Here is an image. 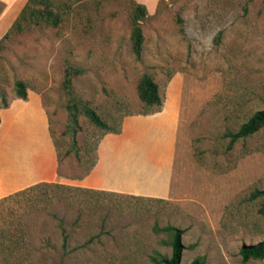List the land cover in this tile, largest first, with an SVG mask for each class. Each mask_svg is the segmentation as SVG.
<instances>
[{"label": "rangeland", "instance_id": "rangeland-1", "mask_svg": "<svg viewBox=\"0 0 264 264\" xmlns=\"http://www.w3.org/2000/svg\"><path fill=\"white\" fill-rule=\"evenodd\" d=\"M64 11L58 26L32 25L1 43L0 92L9 99L13 80L23 79L41 94L59 173L71 178L89 167L102 132L84 115L70 123L67 65L82 70L72 77L73 93L109 124L111 115L142 110V73L164 91L168 75L181 73L172 193L87 192L69 208L46 204L24 217L33 222L24 242L0 244V264H154V252L170 254L168 235L154 229L166 225L184 230L180 264L198 256L203 264H264L239 255L243 244L264 240V198H250L264 188V127L231 147L225 136L264 108V0H164L141 21L139 58L131 48L130 0L72 1ZM76 152H86L81 162Z\"/></svg>", "mask_w": 264, "mask_h": 264}, {"label": "crops", "instance_id": "crops-1", "mask_svg": "<svg viewBox=\"0 0 264 264\" xmlns=\"http://www.w3.org/2000/svg\"><path fill=\"white\" fill-rule=\"evenodd\" d=\"M27 0H0V37ZM148 12L160 0H136ZM182 75L175 72L165 87L160 111L128 114L119 133L108 132L97 146V161L82 178L58 173V156L48 110L41 94L28 89L0 108V198L39 182L145 198L167 199L172 193L181 117Z\"/></svg>", "mask_w": 264, "mask_h": 264}, {"label": "trees", "instance_id": "trees-1", "mask_svg": "<svg viewBox=\"0 0 264 264\" xmlns=\"http://www.w3.org/2000/svg\"><path fill=\"white\" fill-rule=\"evenodd\" d=\"M72 1L80 2L83 0H27L11 26L3 36L0 37V45L12 32H21L32 25L49 24L52 26H58L62 20V14L65 13L64 8L70 7ZM162 1L164 0H160L159 3ZM130 6L131 48L135 56L139 58L143 42L141 21L148 15V11L145 5L138 3L136 0H130ZM1 9L2 3L0 2V10ZM181 22L182 19L178 17V23ZM81 71V68L75 67L71 64L65 67L62 88L67 95L66 109L68 112V119L70 123L77 125L78 117L84 115L89 122L98 129H101L102 133L97 137L96 142L94 143V151H96L94 152L89 167L81 176L71 177L72 179L82 178L89 173L97 161V146L100 139L108 132L119 133L121 131L122 119L125 115L150 114L160 111L165 98L164 90L160 89L159 84L155 81L153 76L148 73H142L136 85L137 95L142 103V110L137 113L124 112L119 116L111 115L114 122L109 124L91 106L73 93L71 83L72 77L80 74ZM172 75L173 74L168 75V80H170ZM29 88L30 86L25 80L14 79L12 95L9 99H6L4 93L0 92L2 95L0 108L7 107L10 101L14 98L27 99ZM263 127L264 108L254 111L246 121L241 123L236 131L227 130L225 132V136L229 137V147H231L238 139H244ZM54 143L56 146L58 162L60 164V150L55 138ZM75 154L79 162H81L83 157L86 156V152L82 153V155L77 152ZM87 192L92 193L102 191L58 182H39L1 197L0 209L2 211H0V214L2 218L0 221V244L5 246L11 244L13 246L26 240V237L31 233V228L33 227V222L30 223L24 219L27 215L42 211L46 204H55V202L64 203L68 208L72 207L74 203H80L76 198L80 194ZM260 197L264 198V188H255L250 193L251 199ZM261 211L264 213V204ZM58 219L61 223L63 222V219ZM154 229L156 231H163L168 235L170 254L165 255L159 252H154L150 255V260L154 264H180L182 251L185 248L181 239L184 230L172 225H166L161 228L154 227ZM239 255L242 262H247L250 259L264 260V240L251 244H243L239 249ZM203 262V258L198 256L188 264H203Z\"/></svg>", "mask_w": 264, "mask_h": 264}]
</instances>
